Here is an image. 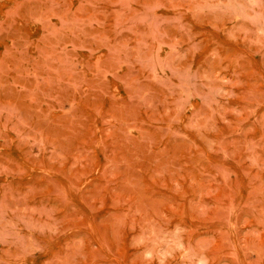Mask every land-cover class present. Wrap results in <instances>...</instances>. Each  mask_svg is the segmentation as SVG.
Masks as SVG:
<instances>
[{
  "label": "rangeland",
  "instance_id": "1",
  "mask_svg": "<svg viewBox=\"0 0 264 264\" xmlns=\"http://www.w3.org/2000/svg\"><path fill=\"white\" fill-rule=\"evenodd\" d=\"M0 264H264V0H0Z\"/></svg>",
  "mask_w": 264,
  "mask_h": 264
}]
</instances>
